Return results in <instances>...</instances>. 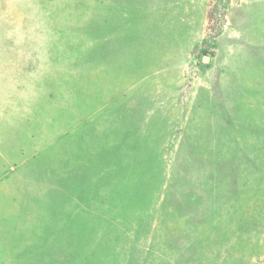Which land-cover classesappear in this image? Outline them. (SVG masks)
<instances>
[{
	"label": "rangeland",
	"instance_id": "1",
	"mask_svg": "<svg viewBox=\"0 0 264 264\" xmlns=\"http://www.w3.org/2000/svg\"><path fill=\"white\" fill-rule=\"evenodd\" d=\"M0 264H264V0H0Z\"/></svg>",
	"mask_w": 264,
	"mask_h": 264
},
{
	"label": "trees",
	"instance_id": "2",
	"mask_svg": "<svg viewBox=\"0 0 264 264\" xmlns=\"http://www.w3.org/2000/svg\"><path fill=\"white\" fill-rule=\"evenodd\" d=\"M211 19H212V11L210 10L207 15V21L210 23Z\"/></svg>",
	"mask_w": 264,
	"mask_h": 264
},
{
	"label": "crops",
	"instance_id": "3",
	"mask_svg": "<svg viewBox=\"0 0 264 264\" xmlns=\"http://www.w3.org/2000/svg\"><path fill=\"white\" fill-rule=\"evenodd\" d=\"M115 0H112V3L114 2ZM123 1H126V0H123ZM114 6V5H113ZM111 23H113V22H111Z\"/></svg>",
	"mask_w": 264,
	"mask_h": 264
},
{
	"label": "water",
	"instance_id": "4",
	"mask_svg": "<svg viewBox=\"0 0 264 264\" xmlns=\"http://www.w3.org/2000/svg\"><path fill=\"white\" fill-rule=\"evenodd\" d=\"M204 61H207L206 59Z\"/></svg>",
	"mask_w": 264,
	"mask_h": 264
}]
</instances>
